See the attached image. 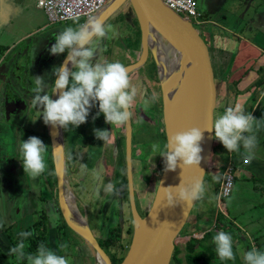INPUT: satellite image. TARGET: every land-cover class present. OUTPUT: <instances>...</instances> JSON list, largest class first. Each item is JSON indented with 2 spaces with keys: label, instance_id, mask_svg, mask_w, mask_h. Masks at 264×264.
Returning a JSON list of instances; mask_svg holds the SVG:
<instances>
[{
  "label": "rangeland",
  "instance_id": "1",
  "mask_svg": "<svg viewBox=\"0 0 264 264\" xmlns=\"http://www.w3.org/2000/svg\"><path fill=\"white\" fill-rule=\"evenodd\" d=\"M198 3L197 8H199V5L201 2L203 5L207 6L209 9L207 10V13L209 14L208 18V24L199 26V36H203V32L206 31L208 34H213L214 26L212 20L215 18H218L220 14H227L229 11L233 12L235 10V13H237L235 18V24L237 25L240 22H243L242 24L245 25L247 21H251L252 19H257V15H262L264 17V9L261 10L264 4V0H196ZM199 4V5H198ZM255 4H258L259 6L256 7V10H258L260 13H255V9H253V6ZM247 5V7H246ZM128 8H131V6L126 4L118 14H116V19L113 17L112 27H113V33L110 34L111 38H107L106 41L103 43L100 42L101 51L98 54L99 57L103 58L104 60L109 59L108 62H120L124 66L133 64L138 61V58L140 56V33H139V27L138 23H136L134 19V14L130 16V19L132 21H127L125 14L128 12L126 11ZM228 11V12H226ZM226 12V13H225ZM124 14V15H123ZM186 17L185 15H182ZM112 19V18H111ZM110 19V20H111ZM211 20V21H210ZM85 19L79 20L80 23H84ZM112 21V20H111ZM110 21V23H111ZM75 21L68 22V24H58L56 27L59 29L64 30L66 27L69 26H75ZM117 25H120V32L116 31L115 23ZM107 23V24H110ZM264 32V28L262 29ZM115 37V39H114ZM114 41H120L118 42L117 46L122 48H115ZM115 49V50H114ZM67 55V53H65ZM63 55L61 58V63L64 61L63 58L66 57V55ZM153 59H150L148 63L138 72H135L131 74V83L137 88V97L136 101L133 105V112L136 114V108L142 107L141 113L143 111L147 113V109L152 110L151 117H155V120L151 119L150 124L153 126H159L161 129V132H163L162 129H164V108H163V97H162V91H158L155 84H152L151 76H155V73L153 72V67L156 65L152 61ZM24 64V63H23ZM170 64V63H169ZM26 64H24V67ZM57 66H54V69ZM31 72L34 71V65L33 62L30 63ZM53 69V70H54ZM37 74H32L31 78H29L28 82L29 85L34 87V77H36ZM151 75V76H150ZM55 77L50 74L49 80L46 82L48 84H52ZM216 83V80H214ZM156 93L158 96V100L151 104L147 109L143 106V99L145 97H151L153 93ZM98 107H94L91 109L90 115L88 117L87 123L81 125L79 128H69L68 131H65L63 129V136L64 140L66 142V147L68 149V154L73 152H79L82 154L90 153L92 161H89L88 168H92L95 164L97 159L101 154L104 152L107 154L106 158L109 159L110 165L112 166L111 169L107 170L104 168L103 165L101 166H95L92 170L87 169V174L85 175H76L75 169L73 167L67 168L69 170V182L70 187L73 192V194L76 197V202L79 205V208L85 216V218H89V223L91 226L92 231L94 232V235L100 239L106 237V231H108V228H112L113 234L109 238L110 240V247L105 250V252L108 254V256L111 259L116 258L117 263H119V260L124 256L126 253L131 234H128L127 228H132L133 223L130 217V213L127 206V200H128V194L126 196L124 192V203L119 202V197L105 194L103 191V188L109 183H113L116 185H120L121 187H128L127 185V174H126V168H125V148H124V138H125V128H116L113 130V135L115 139L112 137L111 142L104 146V142L97 140L94 135V129H107L109 131L112 130V126L107 124L105 122L104 116L101 114L99 117L95 120H93V117L97 115ZM40 110L36 111V115H30L27 120H22L21 122V128L18 129L17 132V139H13V144L10 141V137L12 136V132L10 129L7 130V126L10 125L11 121L7 118V116H3V118L0 116V121H4L7 118V121L4 123H0V220L5 219L4 223L0 224L2 227H0V235H6V233L11 237L12 239H15L19 237V233L21 232H29V227L33 224V222L36 224L41 219H46L47 224L49 225V229L51 230L49 233V237L52 242V245L50 248H53L54 250H57L58 255H64L65 250H58V246L61 243V237L63 236V232L67 234V237L70 240H73L75 243L74 248L71 250L72 254L66 256V258L69 260V264H98L96 259V253L93 251V249L87 245L80 237L76 236L71 230L68 228H65L63 226V217H61V213L59 210V207L57 206V198H56V184H55V174L52 175L54 178H48V175H50L51 168H54V163L51 161V146L48 141V138L44 132L48 131V126H46L43 122V118L39 115ZM215 116L218 115V112L214 110ZM15 119V118H13ZM16 120V119H15ZM138 120H141L140 125H144L146 123L145 118H138ZM14 121V120H13ZM13 125V122L11 123ZM135 134V144L136 147L134 148L133 155L136 161L134 162V178H135V190H136V203L138 211L141 215V217H145L149 211V203L153 200V191L150 187L155 186V182H157L161 176V173L163 171L164 167V160L161 156L156 155L154 153H150L147 155H140L141 148L140 145L143 143H148V141L151 140V138L148 136L149 131H141V128L138 130L137 124L134 126ZM7 130V131H6ZM40 134V139L44 142L46 146L49 147L48 149V155L46 157V163H47V171L42 174L41 176L37 178H33L27 174L24 173V169L22 166V157L18 150L19 144L27 138H29V135L35 136V134ZM146 133V135H145ZM157 134H161L160 131L157 132ZM112 135V136H113ZM164 138V136H163ZM163 143V142H162ZM14 144L16 146V153L15 155L19 158L18 160H12L9 161L8 168L7 166V159L4 158V156L7 153L13 154V147ZM215 146V143H214ZM109 150V151H108ZM111 150V151H110ZM6 151V152H4ZM6 153V154H5ZM19 153V155H18ZM104 153V154H105ZM215 153V149H214ZM113 154V155H112ZM123 159V162L119 163L120 169H117L116 173L114 171L115 162L114 158L117 157ZM114 156V158H113ZM21 158V160H20ZM104 161V160H102ZM105 164H107L105 160ZM161 164V165H160ZM3 170L8 171L7 176L4 175L2 172ZM49 172V173H48ZM53 173V172H52ZM7 177L10 179L11 185H8L7 183ZM236 178V177H235ZM47 180L49 183V186L47 184ZM207 180H205V184L207 185ZM242 179L240 177L235 180L233 192L229 198L224 199L223 204L224 207L230 209V213L232 215L231 224L236 229L238 233L241 234H232V238L235 239V242H239L238 244L241 245L242 251L245 253L246 251L250 250L253 245L250 241V238L253 236L255 238H260L264 235V205L261 206V202H264V196L262 197L259 193L258 195H255L251 193H244L243 187H250L251 189L254 188L256 185L257 187H261L264 185L263 182H246L247 184L241 183ZM255 184V185H254ZM48 187H47V186ZM119 187V186H118ZM97 189H99V194H97ZM12 192V194H10ZM214 193V192H213ZM33 194L34 196L40 197L41 200L38 202H35V206L30 203L31 207L36 210L37 212L35 214H32V221L24 222L23 215L18 216L17 212L14 213V207L19 204V201L22 199H26L29 202L30 195ZM254 196V198H251ZM117 197V199H116ZM245 197H250V201L256 206L253 211L246 212L247 214L241 215L239 213L241 210V204L240 201L243 200V203L247 202V199H244ZM17 198V199H16ZM214 200H216V194H214ZM7 201V202H6ZM15 201V203H14ZM14 203V204H13ZM45 203V207L43 208V205ZM123 204V206H122ZM210 206V205H209ZM237 206V208H235ZM196 208V206H195ZM217 208V204H216ZM212 210V213L210 212ZM16 211V210H15ZM214 211V212H213ZM122 212L124 216L129 220V224L126 225V221L122 219ZM218 211L215 210V204L212 207H209V211L206 212L204 215H212L214 216L213 223L215 224L216 219V213ZM86 214V215H85ZM198 211L193 210L188 223L186 224L185 228L181 232L180 237L184 238L188 234V229L194 228L193 221L195 218H198ZM87 216V217H86ZM18 217V218H17ZM106 217V218H105ZM13 219V220H12ZM125 219V218H124ZM193 219V221H192ZM255 221V224L251 225V227H248V232H246L244 229L247 228V224ZM22 222H21V221ZM105 222L106 228L103 227V223ZM203 222V221H202ZM115 223V224H111ZM11 225L10 228L6 229L5 225ZM109 225L113 227H109ZM201 225H198V228H201ZM239 229H238V228ZM206 227V229H208ZM5 229V230H4ZM122 231L121 234L117 230ZM196 232L201 236L202 233L193 230L192 232ZM190 233V232H189ZM216 233V232H215ZM124 235V237H121V235ZM198 235V236H199ZM182 240V239H181ZM213 236L211 234V238L209 242L212 244ZM26 243V249L28 243ZM233 243V245H234ZM3 245L1 248L0 246V255L2 253L6 254L9 253V249L14 246V243L8 244L7 241L3 240L2 237H0V245ZM179 247L183 248V244H178ZM213 246V245H212ZM82 252H86L84 255V259L80 256ZM214 252L216 254V251L214 249ZM236 253V259L233 261H220L219 258L215 259L213 264H244L243 261V252L240 254V252L234 250ZM217 256V254H216ZM78 258V259H77ZM180 258H184L183 254L180 255ZM83 259V260H82ZM11 264H25L20 261H17L16 258H11L9 260ZM172 264H176L175 261H173Z\"/></svg>",
  "mask_w": 264,
  "mask_h": 264
},
{
  "label": "clouds",
  "instance_id": "2",
  "mask_svg": "<svg viewBox=\"0 0 264 264\" xmlns=\"http://www.w3.org/2000/svg\"><path fill=\"white\" fill-rule=\"evenodd\" d=\"M183 17V16H182ZM185 18V17H184ZM75 26L66 27L54 36L55 43L50 48L52 55L67 53L64 61L53 70L55 77L50 85L45 77H34V95L31 105L40 110V117L46 126L53 128H79L87 123L91 109L98 107L93 120L103 115L112 130L94 129L97 140L104 146L111 142L113 130L122 128L133 118V105L137 97V88L131 83L128 69L120 62H108L98 56V42L111 38L113 27L102 19L91 16L86 22H74ZM71 65V67H69ZM49 91L52 95H49ZM58 96L57 99H53ZM158 100L156 93L143 99L147 109ZM264 128V119H256L251 112H245L240 103L230 106L219 116H214L210 127H190L169 135L165 143H154L151 151L164 160L165 173L183 169H199L201 175L194 176L190 182L184 181L178 187L161 188L169 206L176 202L191 208L205 197L207 186L203 180L204 171L200 167L204 159L202 142L204 132H214V137L230 153L241 155L245 163L255 159L258 146L257 133ZM49 147L37 137L23 140L18 150L22 157L24 173L37 178L47 171L46 157ZM87 170L81 164V171ZM219 182L222 177L213 178ZM105 194L116 196L119 189L109 182L104 188ZM99 194V189H97ZM218 199V197H217ZM2 227V225H0ZM32 232L19 233V242L9 249V255L26 264H69V260L57 254V250L40 243L35 253L26 252L25 241ZM215 251L220 261H233L236 253L230 234L219 231L213 237ZM67 248L60 244L58 250ZM244 264H264V251L252 247L243 254Z\"/></svg>",
  "mask_w": 264,
  "mask_h": 264
},
{
  "label": "water",
  "instance_id": "3",
  "mask_svg": "<svg viewBox=\"0 0 264 264\" xmlns=\"http://www.w3.org/2000/svg\"><path fill=\"white\" fill-rule=\"evenodd\" d=\"M135 15L141 33V54L139 60L125 66L129 75L141 70L149 56L156 64L163 97L165 137L190 127H210L216 106V83L212 56L207 40L199 36V25L182 17L160 0H112L95 17L107 23L125 6ZM198 27V28H197ZM157 38L167 41L180 56L174 78L168 79L169 59L157 55ZM5 79V77L3 76ZM2 78V79H3ZM58 96H54L57 99ZM9 100V99H8ZM23 101L17 103L22 105ZM7 101L6 114L14 113ZM126 174L129 206L133 220V236L126 257L120 264H171L175 249L181 243V232L185 228L197 202L191 208L176 202L169 206L161 188L178 187L188 183L194 176L201 175L199 169L177 168L175 172L162 171L152 203L145 217H141L136 203L134 165L132 154L133 127L131 121L125 126ZM49 143L52 151L54 172L57 182V197L60 213L69 229L89 245L96 253V259L103 264H113L112 259L100 245L97 237L81 216L76 219L72 213L65 190L70 188L63 128L48 126ZM214 132H204L201 162L205 181L214 149ZM86 219V218H85ZM189 240V239H188ZM187 240V241H188ZM186 242V241H185Z\"/></svg>",
  "mask_w": 264,
  "mask_h": 264
},
{
  "label": "crops",
  "instance_id": "4",
  "mask_svg": "<svg viewBox=\"0 0 264 264\" xmlns=\"http://www.w3.org/2000/svg\"><path fill=\"white\" fill-rule=\"evenodd\" d=\"M195 2L198 3L196 0ZM202 3L204 2H201L200 5L198 4V11L203 15V17H207V19H205V22H207L208 24L209 14L207 13V10L209 8ZM257 6L259 5L255 4V6H253V9H255L254 12L256 14L260 13L258 10H256ZM263 9L264 7L261 8V10ZM236 15L237 13H235V10H233V12L229 11L227 14H220L218 18L212 20L213 24H211L214 26V29L216 31H214L213 34H208L206 31H204L205 39L207 40V44L209 46L213 59L212 68L216 80L215 111L218 112L217 116H219L224 112L226 108L234 106L236 103H240L243 106L245 112H251L252 115L258 120L264 119V32L262 31V29L264 28V17L262 15H257V19H252L250 22L247 21L245 25L242 24L243 22H240L236 25ZM111 20H113V17ZM57 25L58 24L52 25L49 22V19L45 12L37 7L34 0H0V82L4 76L5 82L8 84L10 82L11 76H14L13 79H16V81L21 83V85L26 88V85L30 87V85L28 84L29 82L27 83L26 81L31 78L32 74H37L36 76L45 77V79L48 78L50 75H44L46 70L40 69L43 65L39 64L42 55L40 51L44 42H54V36L56 35L57 30H61L56 27ZM24 56H27L26 62L24 61ZM34 58L37 61L33 63L35 69L31 72L30 63L31 61L33 62ZM23 63L26 64L25 67ZM4 64L7 65V68L3 67ZM15 84L17 85L18 83L15 82ZM31 89H33L32 86ZM17 127L22 129V126L18 125ZM8 129L9 128L7 126V130ZM45 133L46 132L43 131L44 135ZM257 136L258 146L256 149L255 159L248 163L244 162L240 154L227 152L223 145L215 139V153L213 149L211 162L205 178V180H207V191L205 193L204 199L201 201H197L195 205L196 208H194V210L198 211L199 216L198 218H195L194 221L192 219V221L194 222V228L188 229V233L190 232L191 234L193 230H196L200 233H211L213 237L219 231H224L231 236L232 234L235 235L242 233V231H240L241 233H238L230 223L232 220V215L230 213V209H226V207H224V204H222L221 209L217 207L216 210L218 212H221L225 216V218L222 220V225L224 224L226 227L222 228L221 225H217V215L215 224L211 225V223H213L214 216H205L204 214L209 211V207H213L214 204L216 206L217 204V197L219 196L221 180L217 182L213 178L217 175L221 176V173L224 170V167L229 159H231L234 164L236 177L235 180L240 177V179H242L241 183L243 184H247L246 182L251 183L252 181L264 183V128H262L257 133ZM30 137L39 138L40 134L36 133L35 136L29 135V138ZM13 139V137H10L11 142L13 141ZM12 149L14 151L13 154L5 153L6 155L4 156V158H6L8 161L5 169L8 168L9 161L19 159L15 155L17 149L15 144ZM104 153L99 156L96 164L92 168H88L89 161H92L90 153L82 154L72 151V153H69L68 156L71 154L74 158V161H72V167L75 169V174L85 175L87 174V170L82 172L81 164H86L88 170H92L95 166L101 165L104 166L106 171L112 168V166H109V159L106 158L107 154ZM105 160L107 164H105ZM124 161L126 168V159H124ZM135 161L136 160H133V165ZM114 162L115 167L113 172L116 173L117 169H120L119 163H122L123 159L122 157L118 158L117 154V157L114 158ZM49 172H51V170ZM2 173L7 176L8 171L3 170ZM52 175L53 173L51 172L50 175H48V178L50 179ZM11 182L12 181H10V179L7 177L8 185H11ZM158 182L159 180L155 182V186L150 187L153 191V195L155 194ZM118 186L117 188L120 191L117 197H119L120 203H124V192L126 190L125 194L127 196L128 187H121L120 185ZM250 187H243L244 189L241 190V192H252L254 196L260 193L262 197L264 196V185L261 187H257L255 185L252 189ZM10 194H12V192H10ZM214 194H216V200H214L213 198ZM254 196H252L251 198H254ZM246 198H248L247 202L243 203V200L240 201L241 213L239 214L241 215H245L247 214L246 212L253 211L256 207L250 201V197H245L244 199ZM40 200V197L31 194L29 197V202L26 199H22L21 201H19V204L16 205L14 204V201V213L17 212L18 216L23 215V218H25L24 222L32 221V214H35L37 211L31 207L30 203L35 206V202H38ZM151 203L152 202H150L149 205H151ZM260 205L263 206L264 202H261ZM44 207L45 203L43 205V208ZM235 208H237V206ZM210 212L212 213V210ZM86 220L89 227L91 228L89 224V218L87 217ZM4 221L5 219H1L0 224L4 223ZM124 221H126V225L129 224V220L126 215ZM200 224H202L201 228H198L197 226ZM253 224H255L254 219L252 222L250 220V223L247 224V228H245L244 230L248 232V227H251V225ZM9 226L11 225H5V228L8 229L10 228ZM208 226L209 228L206 229V227ZM103 227L105 228L107 226L104 225ZM12 236H9L7 233L6 235H0L3 240L8 242V244L14 243L15 239H12ZM233 241L236 240L233 239ZM250 241L252 242L253 247L264 251V235L260 238H255L252 236L250 238ZM238 243L239 242H235L233 248L241 254L243 251L241 249V245ZM212 245L215 249L213 240ZM0 246L1 248L3 247L2 244ZM85 253L86 252H82V254L80 255L83 259Z\"/></svg>",
  "mask_w": 264,
  "mask_h": 264
},
{
  "label": "trees",
  "instance_id": "5",
  "mask_svg": "<svg viewBox=\"0 0 264 264\" xmlns=\"http://www.w3.org/2000/svg\"><path fill=\"white\" fill-rule=\"evenodd\" d=\"M202 19L205 20V19H207V17H203ZM152 61L154 62V60H152ZM154 64H155V62H154ZM153 72L155 73V76L153 77V76L150 75L152 77L151 78L152 84H155V86L158 89V91L161 92V87H160V82H159V79H158L156 66L153 67ZM146 130L149 131L148 136L151 138V140L148 141V143H143V144L140 145V148H141L140 155H141V157L144 154L147 155V154H150L152 152L151 151V145L152 144H154V143L163 144V143L166 142L165 130L162 129L163 132H164V133H162L161 129H160V127L158 125L157 126H153L152 124H150V122H146V125L142 126L141 131H146ZM159 131H160L161 134H157V132H159ZM47 135H48V131L46 132V136ZM145 135H146V133H145ZM163 136H164V138H163ZM134 144H135V139L133 141V145ZM134 158H135V156H134ZM68 161H69V163L72 162L73 161V157L69 156L68 157ZM124 163H125V161H124ZM163 169H164V167H163ZM222 173H223V171H222ZM222 173H221V177H222ZM53 174H54V170H53ZM127 206H128V210H129V213H130L129 199L127 200ZM215 210H216V206H215ZM216 215H217V225L218 226L221 225L222 228L226 227L224 224L222 225V220L225 218V216L221 212H218ZM130 217H131V220H132L131 213H130ZM124 218H125V216H124V214L122 212V219L124 220ZM102 223H103L102 225L104 226L105 222H102ZM132 223H133V220H132ZM111 224H115V223H111ZM63 226L65 228H68L64 221H63ZM109 227H113V226L109 225ZM113 231L114 230H112V228H110V229L108 228V231H106V237L98 239L100 245L102 246V248L104 250H106V249H108L110 247L109 238L113 234ZM29 232H32L33 235L31 237H29L25 241V242L28 243L27 252L35 253L38 245L40 243H42V242L45 243L48 247H51L52 242H51L50 237H49L50 229H49V225L47 224V222L45 220V217H44V219H41L36 224L33 223L29 227ZM118 232H120V234H121L122 231L119 230ZM126 232L128 234H131L130 235L131 238H130L128 249H127L126 253L124 254V256L119 260V263H117V259L116 258L112 259L113 264L122 263V261L124 260V258L127 255V252L129 250V247H130V244H131L132 236H133V226H132V228L129 226L127 228ZM62 234H63V236L61 237V243L60 244H67V248L65 249V253L63 255V256L66 257V256L72 254L71 250L74 248L75 243L73 242V240L68 239L66 233L63 232ZM121 237H124V235L122 234ZM210 238H211V233H207L201 239L192 238L191 240L187 241L185 244H183V248L178 246L175 249L173 261H175L176 264H213V262L215 261L217 256H216V254L214 252V248H213L212 244L209 242ZM19 239H20V237L15 238V241H14V244H13L14 246L19 242ZM181 254H183L184 258H180ZM11 258H14V256H10L9 253H6V254L2 253L0 255V264H11L9 262V260ZM22 263L26 264V261L22 262Z\"/></svg>",
  "mask_w": 264,
  "mask_h": 264
},
{
  "label": "flooded vegetation",
  "instance_id": "6",
  "mask_svg": "<svg viewBox=\"0 0 264 264\" xmlns=\"http://www.w3.org/2000/svg\"><path fill=\"white\" fill-rule=\"evenodd\" d=\"M128 13L127 14H125V16H126V20L127 21H132V19H130V16L133 14L131 11H130V8H128L127 10H126ZM124 15V14H123ZM114 16H116V15H114ZM113 16V17H114ZM115 19H116V17H115ZM112 20L111 21V23L108 21L107 23H110V25H112L113 24V21H116V20ZM134 19H135V17H134ZM135 21H136V19H135ZM83 22H86V21H83ZM137 22V21H136ZM106 23V24H107ZM115 23V27H116V31H119L120 32V25H117V23L116 22H114ZM60 31H62V29L61 30H57V32H56V34H58ZM139 33H140V31H139ZM112 37V36H111ZM114 39H115V37H114ZM104 41H106V39L105 40H103V41H101V43H103ZM118 42H120V41H114V43H115V48H117V49H119V48H122V46L120 45V47H118L117 46V44H118ZM55 43V40H54V42L52 41V42H47V43H45L44 42V44H43V46L41 47V53H42V55H41V58H40V61H39V64H43L42 66H41V70H46V72H45V74L44 75H50L51 73H53V69H54V66H59V65H61V58H62V56L64 55V54H62V55H52L51 53H50V48L52 47V45ZM100 45V42H98V49H99V51H98V54L100 53V51H101V47L99 46ZM115 50V49H114ZM140 52H141V33H140ZM141 54V53H140ZM66 55V54H65ZM140 57V56H139ZM63 59H65V58H63ZM150 59H152L151 58V56H149V60ZM106 60V59H105ZM109 59H107L106 61H108ZM138 60H139V58H138ZM148 60V61H149ZM24 61L26 62L27 61V56H24ZM37 60H35V58H34V60H33V63L34 62H36ZM32 62V61H31ZM148 63V62H147ZM3 67L4 68H7V65L6 64H4L3 65ZM37 73V72H36ZM13 75V74H12ZM131 76V75H130ZM50 77V76H49ZM49 77L48 78H46V79H49ZM14 78V76H11V79H10V82L7 84L6 82H5V79H1V82H0V84H1V87H0V116L3 118V116L5 117V116H7V118L8 119H10V121H11V123L13 122V125H11V123H10V125H8V128L10 129V131L12 132V136L11 137H13L14 139H17L18 140V137H17V134H18V132H17V130L19 129L17 126L19 125V126H21V122H22V120L24 119V120H27L28 119V117L32 114V115H36V111L38 110L36 107H34V106H32L31 105V99H32V96L34 95V93L32 92V89H31V85H30V87L29 86H27L26 85V88L24 87V86H22L21 85V83H19L18 81H16V79H13ZM45 79V80H46ZM47 81V80H46ZM15 82L16 83H18L17 85L15 84ZM27 83H28V81H26ZM26 84V83H25ZM29 84V83H28ZM50 85V84H49ZM51 87V86H50ZM153 93V92H152ZM49 95H52V92L51 91H49V93H48ZM11 100V101H14V104L15 105H8V106H10V109H14V113H12V114H6V112H5V105H6V103H7V101H9V100ZM53 99H54V97H53ZM20 101H23V103H22V105H17V103L18 102H20ZM140 110H142V107H137L136 108V114H134V112H133V118H132V120H131V124H132V127H133V141H134V135H136L135 134V129H134V126L137 124V126H138V130L140 129V128H142V126H144V125H146V123L144 124V125H140V123H141V120H138V118H140V119H142V118H145V119H147L146 120V122H151V119L152 120H154L155 119V117H151V112H152V110H150V109H147V113H145L144 111H143V113H141V111ZM132 111H134L133 109H132ZM7 118L4 120V121H0V123H4V122H6L7 121ZM13 118H15V119H13ZM14 120V121H13ZM125 128V127H124ZM46 136V135H45ZM48 137V141H49V135H47ZM64 137H65V135H64ZM114 139H115V137H114V135L112 136ZM65 141V140H64ZM126 131H125V138H124V148H125V144H126ZM132 146H133V149H132V154H133V151H134V148L136 147V145H133V142H132ZM65 147H66V143H65ZM73 150H74V148H73ZM72 150V151H73ZM68 149H67V147H66V149H65V153H66V161H67V168H69L70 166L72 167V162H70L69 163V161H68V157L69 156H71L72 157V155L70 154L69 156H68ZM50 156H51V161L53 162V159H52V151L50 152ZM133 156V158H134V155H132ZM73 161H74V158H73ZM53 170H54V168L52 169L51 168V172H53ZM55 171V170H54ZM54 174H55V172H54ZM67 176H68V179L70 178V176H69V170L67 169ZM52 178H54V176L52 177ZM51 178V179H52ZM47 184H48V186H49V183H48V180H47ZM55 184H56V198H57V203H58V197H57V182H56V177H55ZM69 184H70V182H69ZM47 186V185H46ZM47 186V187H48ZM135 192H136V190H135ZM135 195H136V193H135ZM128 196H129V194H128ZM129 198V197H128ZM76 204H77V207H78V209H79V205H78V203L76 202ZM58 207H59V205H57ZM81 211V210H80ZM60 213V212H59ZM82 213V212H81ZM131 213V212H130ZM83 215V214H82ZM132 216V215H131ZM46 220V219H45ZM63 221H64V219H63ZM65 222V221H64ZM68 227V226H67ZM68 229H69V227H68ZM70 230V229H69ZM92 230V229H91ZM51 231V230H50ZM190 233H188L187 234V236L184 238V240H183V238H181L182 239V241H181V243L180 244H185L186 242H187V240L189 239V240H191L192 238H197V239H201V238H203L206 234H207V232H205V233H202V236H200L199 234H197L196 232H191V234L189 235ZM199 235V236H198ZM77 236V235H76ZM69 239V238H68ZM98 239V238H97ZM50 240H52V239H50ZM188 240V241H189ZM186 241V242H185ZM177 247H178V245H177ZM176 247V248H177ZM175 253V252H174ZM173 259H174V256H173ZM173 259H172V263H173ZM171 263V264H172Z\"/></svg>",
  "mask_w": 264,
  "mask_h": 264
},
{
  "label": "built area",
  "instance_id": "7",
  "mask_svg": "<svg viewBox=\"0 0 264 264\" xmlns=\"http://www.w3.org/2000/svg\"><path fill=\"white\" fill-rule=\"evenodd\" d=\"M37 7L44 11L52 25L87 19L98 15L112 0H34ZM171 10L186 19L203 26L207 24L198 11L195 0H160ZM184 17V16H183ZM235 183V168L231 159L222 173L217 207L221 209L224 199L229 198Z\"/></svg>",
  "mask_w": 264,
  "mask_h": 264
},
{
  "label": "bare ground",
  "instance_id": "8",
  "mask_svg": "<svg viewBox=\"0 0 264 264\" xmlns=\"http://www.w3.org/2000/svg\"><path fill=\"white\" fill-rule=\"evenodd\" d=\"M156 52L157 55L162 59L163 58L169 59L170 64L168 66V79H171L172 77L174 78L177 64L180 61V56L174 52V49L167 43V41L161 40L160 38H157ZM69 67H71V65H69ZM65 194H66V199L70 207L72 208L71 210L72 215L76 219L80 220L81 213L76 204V197L73 194L72 190L68 188V186L66 187ZM82 217L84 218V220H86L84 216ZM98 264H103V262L100 259H98Z\"/></svg>",
  "mask_w": 264,
  "mask_h": 264
}]
</instances>
